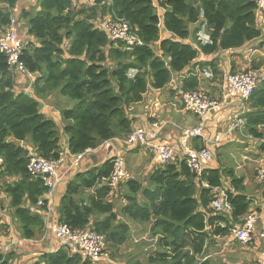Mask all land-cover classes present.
<instances>
[{"label": "trees", "instance_id": "16d2710c", "mask_svg": "<svg viewBox=\"0 0 264 264\" xmlns=\"http://www.w3.org/2000/svg\"><path fill=\"white\" fill-rule=\"evenodd\" d=\"M19 1L0 0V33L10 20V11L2 4L14 8ZM93 1L94 6L78 0H38L37 11L31 10L29 3L30 11L21 10L26 32L35 40L20 36L24 42L20 59L26 73L37 75L34 96L16 89L15 71L0 53V154L4 158L0 171L4 182L0 186L9 196L26 238L34 237L35 227H43L42 217L34 213L33 206L47 188L40 178L28 173V148L20 146L18 140L29 139L34 152L44 158L61 154L56 123L40 112L41 95L57 91L75 101L61 112L62 119L70 121L63 132L68 135L70 154H83L106 139L129 133L127 108L142 99L149 85L164 87L172 73L184 70L200 52L237 49L261 35L258 0ZM200 14L209 42L200 44L193 38L192 44L188 27L200 19ZM116 18L125 19L143 44L125 50L123 42H109L104 26ZM161 29L167 34L159 36ZM214 61L208 64L214 66L217 76L220 72ZM130 69L137 70L133 77L128 76ZM187 83L189 88L185 89H194L196 79L191 77ZM245 103L247 110L242 118L248 132L256 136V127L264 126V81ZM110 170L108 159L97 169L79 172L59 199V222L73 230L104 236L109 259L95 264H121L112 255L126 243L130 229L115 212L108 186L96 188L86 204L79 203L74 195L96 186ZM229 172L233 190H226L232 210L226 213H215L210 205L212 189L222 185L223 172L218 168H205L195 176L183 162H177L154 168L146 185L133 179L126 181L132 194L121 209L122 216L141 222L151 220L152 234L160 235L158 245L163 251L149 252L148 263L196 264V255L201 254L207 238L226 235L241 223L250 198L243 193L242 180ZM24 200L27 206L22 205ZM8 259L9 254L0 253V264H7ZM32 264L93 263L81 250L66 246L39 254Z\"/></svg>", "mask_w": 264, "mask_h": 264}, {"label": "crops", "instance_id": "0c3cea01", "mask_svg": "<svg viewBox=\"0 0 264 264\" xmlns=\"http://www.w3.org/2000/svg\"><path fill=\"white\" fill-rule=\"evenodd\" d=\"M12 10L16 17V33L24 36L23 39L25 40L35 41L26 32V26L25 28L22 27L24 18L20 16V12L21 10L30 11L27 0H20ZM258 23L261 29L260 37L237 49L210 54L200 52L184 70L172 73L170 81L164 87L155 89L149 85L142 99L127 108V116L130 119L129 132L134 128L147 127L152 121H158L161 130L157 141L160 143H176L182 134V129L196 126L199 122L202 123L204 126L203 134L210 142L205 143L200 137H194L190 140V146L193 148L208 147L211 150L212 159L207 163L206 169L218 168L223 172L222 185L217 187L216 190L232 189L230 175L227 176L229 171H231L229 174L232 173V177L242 180V190L245 189L247 197L250 198L249 210L259 214L255 234L264 226V182L255 178L256 170L264 162V126H257L258 135L254 136L248 132L245 126L246 122H244L242 129H238L218 141L215 138L223 134L230 119L236 114L244 113L247 110L246 103L242 102L239 96L235 94L229 96L227 100H223L222 96L227 92L225 83L227 73L249 69H258L264 73V14L260 16ZM189 25V41L192 44H194L193 38L200 44L209 42L205 24L201 22V14L198 21ZM213 60H215V68L220 72L217 76H214L213 73L214 66L208 64ZM201 64L204 65L201 66ZM259 64L262 65L257 67L256 65ZM195 70L201 74V77L195 74ZM14 75L16 89L33 95V81L37 75L18 72H15ZM191 77L196 79V86L194 89H185L184 87L189 88L187 80ZM178 88L184 90L203 88L212 98L220 101V105L203 116H197L182 108L177 98ZM59 97L67 100L66 96L57 91L50 92L45 96L41 95L38 99L40 112L56 123L61 147L60 155H63L65 161L56 167V172L61 179L51 193V211L46 213L42 209L34 210V213H40L43 220L41 229L34 228V237L26 238L22 235V225L14 215V209L9 203V196L4 192V188L0 186V223L3 226L0 229V253L2 254L5 247L8 248L7 252L3 253L4 255L9 254L7 264H32L39 254L56 251L62 247L60 241L53 234L52 226L59 222V199L67 183L79 172L93 168L97 169L114 154H120L125 161L127 180H136L143 186L146 185L147 178L152 170L161 167L155 158L148 153L146 147L141 144L125 146L119 142H113L110 146L99 145L96 149L83 153L79 159L73 157L67 149L68 135L63 132V128L70 121H64L61 117L62 110L71 107L72 104H69V100H67V104H59L56 101V98ZM116 136L124 137L125 135ZM23 142L27 147L32 145L29 139L23 140ZM228 166L230 169H228ZM126 181L120 184L115 193L108 196V198H111L119 219L128 224L130 229L129 239L133 242L142 241L141 243L144 244L143 242L147 239L149 230H151L152 221H147L148 230L143 233L141 223L144 222H135V220L122 216L121 209L127 203L126 198L132 194L125 185ZM1 182L4 181L0 178ZM94 193L91 192V188L85 189L75 194L74 198L79 203L86 204ZM22 205L27 206V202L24 200ZM154 236L151 237V240L157 242L158 236ZM235 242L231 240L229 233L208 238L201 254L196 255L195 263L199 264L207 261L208 264H253L261 251L262 239L256 235L250 243L241 244L236 242L239 243L236 244ZM153 248L154 251L162 250L158 244H154Z\"/></svg>", "mask_w": 264, "mask_h": 264}, {"label": "built area", "instance_id": "2783aa9c", "mask_svg": "<svg viewBox=\"0 0 264 264\" xmlns=\"http://www.w3.org/2000/svg\"><path fill=\"white\" fill-rule=\"evenodd\" d=\"M91 4H95L93 0H91ZM258 4L259 14L263 15L264 0H258ZM2 7L10 11V20L2 33H0V53L5 56L6 63L10 68L15 72L24 74L26 73V68L23 61L20 59L23 45L16 33V17L12 10L13 8L8 4H2ZM104 27L111 41L123 42V48L125 50H131L133 47L143 44L139 35L123 18H116L113 21L106 22ZM136 72L137 70L130 69L128 76L133 77ZM195 74L201 77V74L197 70H195ZM263 81L264 73L258 69L227 73L225 78L227 92H225L222 98L223 100H227L229 96L235 94L245 103L256 87ZM177 98L184 110L194 113L197 116H203L218 108L220 105V101L212 98L203 88L197 90H184L178 88ZM242 114V112L236 114L227 122L223 134L216 137V141L243 128L245 120L241 117ZM203 127V124L200 122L196 126L186 127L182 129V134L176 143L167 144L157 141L161 125L158 121H152L147 127L134 128L124 137H113L103 141L101 145L105 144L110 146L113 142H119L125 146L141 144L146 147L148 153L155 158L159 166L162 167L168 164L183 162L189 173L200 176L207 167V163L212 159V152L208 147H191L190 140L194 137H200L205 143L210 142L203 134ZM18 143L20 146L28 148L26 164L28 173L34 177L40 178L44 187L47 188L46 192L39 197L33 206V210H39L44 205V208L46 207L44 211L49 213L52 209L50 205L52 201L51 193L55 190L61 179L56 172V167L65 161L64 157L60 155L58 158H44L35 153L32 147H27L22 140H18ZM90 151L92 150L86 149L84 153ZM81 155L82 154H76L72 156L79 159ZM110 162L111 170L109 175L106 178H102L96 186L91 188L92 193L103 184L109 187L108 196H112L118 186L127 180L125 161L122 155L114 154L110 157ZM3 164L4 158L0 154V171L3 168ZM255 178L258 181L264 182V162L256 170ZM203 185L207 186L206 183H203ZM216 189L217 187L212 189L213 198L210 201L212 210L215 213L231 212L232 205L228 199L227 190ZM258 219V213L248 210L242 217L241 223L229 229V234L231 240L241 244L250 243L254 240L256 235L259 236L263 244L253 264H264V226L255 234ZM52 230L62 247L69 246L72 250H81L91 263L95 264L102 259H109V252L106 249L103 235L92 231L73 230L62 222L54 224ZM7 250L8 248L5 247L2 255H4L3 253H6Z\"/></svg>", "mask_w": 264, "mask_h": 264}, {"label": "rangeland", "instance_id": "374dc122", "mask_svg": "<svg viewBox=\"0 0 264 264\" xmlns=\"http://www.w3.org/2000/svg\"><path fill=\"white\" fill-rule=\"evenodd\" d=\"M78 2L88 4V6H89V4L92 5V6H94V4H91V0H78ZM28 3L31 4L33 11H37L38 10V6H37L38 5V0H27V4ZM23 20L24 21H22V27L25 28V26H26L25 19H23ZM165 34H167L166 31L164 29H161L159 36H164ZM17 35L19 37L21 36L19 34H17ZM21 38L22 37H20V40L22 41V45H23L24 42H23V40ZM28 40L29 39H27V41ZM260 65H262V64H259V65H256V66L258 67ZM256 66H253V67H256ZM67 100H69V104L70 105L71 104L73 105L75 103V101H73V100H71L69 98H67ZM67 100H65L63 97L56 98V101L59 104L60 103L67 104ZM111 138H113V137H111ZM111 138H109V139H111ZM109 139H106V140H109ZM225 160H227V159H225ZM225 162H227V161H225ZM233 167H234V165H233ZM228 169H230L229 166H228ZM243 193L247 194V192L245 191V189H243ZM135 222H138V221H135ZM141 224H142L141 227L143 229L142 231H143V233H145L146 230H148V222H144V223H141ZM2 228H3V226L0 223V229H2ZM156 236H158L157 237V240H156L157 242L153 241V239L151 240V237H155V236L152 234V231L149 230V234L147 236V239L143 242L144 244L141 243L142 241L133 242V241H131L128 238V240L126 241V243L124 245H122L124 247L121 246L119 248V250L118 249H117V251L115 250V252L112 255L113 259L115 260V262L121 263V264H135V262H140L142 264H155V263H150V262L148 263L146 256H148V253L149 252L154 251L153 245L154 244H156V245L158 244V239H159L160 236L159 235H156ZM211 237L212 236H210L209 238H211ZM236 244H239V243H236ZM185 248L188 249L189 246H186ZM161 251H163V250H161Z\"/></svg>", "mask_w": 264, "mask_h": 264}, {"label": "water", "instance_id": "95a60500", "mask_svg": "<svg viewBox=\"0 0 264 264\" xmlns=\"http://www.w3.org/2000/svg\"><path fill=\"white\" fill-rule=\"evenodd\" d=\"M109 42H111V39L109 38Z\"/></svg>", "mask_w": 264, "mask_h": 264}]
</instances>
